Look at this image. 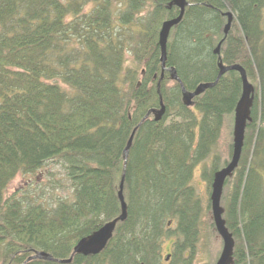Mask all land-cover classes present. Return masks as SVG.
<instances>
[{
	"label": "trees",
	"instance_id": "trees-1",
	"mask_svg": "<svg viewBox=\"0 0 264 264\" xmlns=\"http://www.w3.org/2000/svg\"><path fill=\"white\" fill-rule=\"evenodd\" d=\"M187 1L169 32L165 64L188 90L215 80L219 60L242 65L255 86L221 201L235 240L232 264H264V0ZM89 2L0 0V264H162L169 223V264H191L202 207L190 181L222 126L233 123L239 72L226 71L185 106L167 71L156 88L158 33L179 13L173 0H124L118 9L109 0ZM227 9L236 16L216 54ZM160 95L161 119L142 120L160 107ZM219 159L214 154L202 173L208 185L227 163ZM55 160L72 189L68 197L47 206L18 191L6 196L18 173ZM124 169L125 219L99 253H74L80 238L120 214ZM36 251L54 260H26Z\"/></svg>",
	"mask_w": 264,
	"mask_h": 264
},
{
	"label": "water",
	"instance_id": "water-1",
	"mask_svg": "<svg viewBox=\"0 0 264 264\" xmlns=\"http://www.w3.org/2000/svg\"><path fill=\"white\" fill-rule=\"evenodd\" d=\"M173 3L179 8V13L177 16L173 18L164 20L161 23V27L158 33V43H159V48H160L159 59L161 62L162 71L165 69L166 44H167L169 31L172 26H174L181 20L183 13H184V8L186 5L189 4L187 0H173ZM224 14H226L227 16V22L225 23L223 27V33L224 35H226L230 29L233 15L230 13V11H227ZM220 44H221V40L217 43V45L214 48V52L216 54L219 53ZM217 67H218L217 78L228 70L238 71L240 75V79H241V86H242L239 99L234 108L233 129H232L233 141H232L231 159L225 166H223L221 169H218L214 172L212 183H211V193L209 196L214 227L222 239V248L214 264H231L233 262L234 239L232 237L231 232L228 230L227 226L225 225L224 219L222 218L223 208L220 205V198H221L224 180L227 176H229L232 173V171L236 167L240 154H241V149H242L243 141H244V131H245V126H246V121L249 119L250 108L253 103L254 86L248 81L245 69L241 65L237 63L225 65L222 63L221 60H219L217 62ZM169 71L171 73L170 75L171 78L173 80L178 81L181 86V96H182V102L184 105H190V103L192 102V98L194 96L199 95L206 88L211 87L215 83V81L210 82V83L200 82L199 84H197V86L193 90H188L182 85L180 78L176 73V70L173 67H171ZM157 90L159 91V85L157 87ZM164 110H165V106L160 97V107L158 109L148 110L145 117L150 112H153L154 119L158 120L160 119L161 115L164 113ZM133 132L131 133L127 141V144L124 148V151H123L124 165L126 162L125 160L127 159V156H128V151L131 145ZM124 172H125V169L123 170V174L120 179L119 190H118V198L120 201L121 213L116 218L112 219L111 221H107L101 226H99L97 229L92 231L90 234L80 238L76 242L73 248L74 253H79L82 255L99 253L105 247V244L111 237L116 221L125 219L126 202L123 196ZM36 254H37L36 256H32V257L30 256L29 258L39 257L43 259L54 260L51 254L46 253L44 251L38 252ZM167 258H168V255L166 256V259ZM60 261L62 262L70 261V258L60 260Z\"/></svg>",
	"mask_w": 264,
	"mask_h": 264
},
{
	"label": "rangeland",
	"instance_id": "rangeland-1",
	"mask_svg": "<svg viewBox=\"0 0 264 264\" xmlns=\"http://www.w3.org/2000/svg\"><path fill=\"white\" fill-rule=\"evenodd\" d=\"M63 1H65V0H63ZM109 1L111 2L112 7L117 8V9L121 8L123 5V2H124V0H109ZM88 2H89V0H88ZM227 10L229 11V9H227ZM232 18H234V17L232 16ZM224 22L226 23L227 19H225ZM225 23L222 26V31H223V27H224ZM126 54H128V57L130 58V55H129L130 52L128 51V53L126 52ZM160 66H161V62H160ZM170 68H171V66L169 67L165 64V69L163 70V72L167 71L169 73V75H171V73L169 71ZM161 70H162V68H161ZM170 78H171V76H170ZM247 79H248V77H247ZM171 80H172V78H171ZM248 81H249V79H248ZM249 82L252 83L251 81H249ZM171 85H172V82H169V86H171ZM252 85L254 86V83H252ZM181 101H182V96H181ZM175 105H176V103H175ZM185 106H188V105H185ZM191 106H192V104L189 105V107H191ZM156 109H158V108H156ZM164 112H165V110H164ZM162 115H161V117H162ZM150 116L153 117L154 113L150 112ZM150 116H149V114H147V116L146 117L144 116L142 118V120H144L145 118L150 117ZM161 117H160V119H161ZM232 129H233V123H232V125H230L226 121V123L221 128L219 139L217 140V145L213 148V153L211 152L212 154L210 153V155H208V157L206 159H204L197 167H195L193 174H192L190 184L195 188L196 194H197L198 198L200 199L202 211H201V216H200V220H199V224H198V239H197L196 244H195L194 258L192 259L191 264H214L215 260L217 259V256L219 255V253L221 251V248H222V239L219 236L218 232L215 230L214 224L212 222L211 210H210V208L207 207V200H210L209 196L211 193V184L210 185L207 184V181L203 178L202 173L204 171L208 172L210 170V168L212 167V158H213L214 154H217L219 156L220 161H222V159L223 160L227 159V163L230 161L232 151H231L230 156H229L228 148H229V144H231L233 141ZM123 151H124V149H123ZM241 151H242V149H241ZM239 159H240V157H239ZM125 161H127V159ZM222 167H220L218 169H221ZM64 173H65L64 167L59 160L49 161L48 163L45 164V166L43 168H41L40 170H38L36 172L18 173L9 182V184L6 188L5 194H6V196H8L13 192L18 191L19 193H25L29 196L33 195L35 197H38V199L41 200L45 205L53 206L56 203L58 198L68 197L71 193L72 189L69 185V182L66 180ZM232 173H233V171H232ZM231 174L229 176H231ZM229 176H227V177H229ZM226 178L224 180V183L226 181ZM227 187L228 186L225 187L223 184L221 198H222L223 191L225 194L227 193L226 192ZM221 198H220V205L223 208V212H224L225 207H224V203H222V201H221ZM222 218H223V216H222ZM117 221H122V220H117ZM117 221L115 223L113 231L116 228ZM167 226L170 227L171 232L169 235H167L164 238L162 245H161L162 264H169L170 257L168 258V260H166L165 257H166L167 253H171L172 242L175 240V234L172 230L174 228L175 224L169 223ZM113 231H112V234H113ZM232 237H233V235H232ZM233 239H234V237H233ZM234 244H235V240H234ZM38 252H42V251L33 252L27 258H29L30 256L31 257L36 256L37 255L36 253H38ZM88 255H90V254H88ZM38 258L39 257H34V258L26 259V260L38 259ZM40 259H43V258H40Z\"/></svg>",
	"mask_w": 264,
	"mask_h": 264
},
{
	"label": "bare ground",
	"instance_id": "bare-ground-1",
	"mask_svg": "<svg viewBox=\"0 0 264 264\" xmlns=\"http://www.w3.org/2000/svg\"><path fill=\"white\" fill-rule=\"evenodd\" d=\"M230 13L233 15V16H236V14L234 13V11L233 10H231L230 11ZM172 28V27H171ZM171 30V29H170ZM170 32V31H169ZM169 35V34H168ZM158 46H159V43H158ZM219 54H220V51H219ZM223 63V62H222ZM223 64H225V63H223ZM242 66V65H241ZM243 67V66H242ZM244 68V67H243ZM162 76H163V71L161 70V75H160V77H159V79L157 80V82H156V88L158 87V85H160V80H161V78H162ZM217 76H218V74H217ZM221 76V75H220ZM219 76V77H220ZM218 77V78H219ZM153 78L154 79H156V77L155 76H153ZM218 78H216L215 80H212V81H200V82H202V83H210V82H214L215 81V83H216V81L218 80ZM157 92H158V90H157ZM159 93V92H158ZM160 97H161V95H160ZM150 109H156L155 107H153V108H149L148 110H150ZM147 110V111H148ZM147 113V112H146ZM146 115V114H145ZM149 115H150V113H149ZM153 119H154V116H153ZM155 120V119H154ZM135 127H137V126H135ZM134 131H135V128L133 129ZM133 132V131H132ZM134 133V132H133ZM123 160H124V158H123ZM120 202V201H119ZM209 206H210V210H211V205H210V200H209ZM121 208V207H120ZM121 213V212H120ZM222 216H223V213H222ZM225 221V220H224ZM212 222H213V218H212ZM214 224V223H213ZM216 230V229H215ZM172 249V248H171Z\"/></svg>",
	"mask_w": 264,
	"mask_h": 264
},
{
	"label": "flooded vegetation",
	"instance_id": "flooded-vegetation-1",
	"mask_svg": "<svg viewBox=\"0 0 264 264\" xmlns=\"http://www.w3.org/2000/svg\"><path fill=\"white\" fill-rule=\"evenodd\" d=\"M228 10H225L224 12H223V15L224 16H226V14H224L225 12H227ZM229 11H231L230 9H229ZM233 17H235V16H233ZM226 19H227V16H226ZM233 23V22H232ZM231 23V24H232ZM225 39V35L220 39L221 40V43L223 42V40ZM221 45V44H220Z\"/></svg>",
	"mask_w": 264,
	"mask_h": 264
}]
</instances>
